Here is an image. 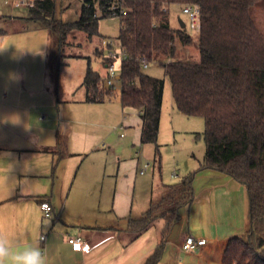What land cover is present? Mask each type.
<instances>
[{
	"label": "crops",
	"instance_id": "obj_1",
	"mask_svg": "<svg viewBox=\"0 0 264 264\" xmlns=\"http://www.w3.org/2000/svg\"><path fill=\"white\" fill-rule=\"evenodd\" d=\"M0 21H6L0 28V61L14 64L16 56L18 65L30 48L22 37L48 30L14 0H0ZM33 58L27 62L32 71L12 74L9 82L18 85L5 89L0 99V232L14 245L39 241L48 264H146L158 251V264H224L228 241L249 230L246 187L226 173L199 170L205 155L186 161L180 174L157 170L156 149L141 141V112L124 108L120 97L90 104L84 90V99L66 104L65 112L58 105L59 114L49 112L48 122H33L31 107L22 106L23 93L54 103L46 57ZM26 79L27 88L20 82ZM164 124L162 106L159 144L168 133ZM172 141L177 151L176 138ZM144 165L152 166L151 175L141 174ZM195 171L194 200L179 210L178 220L159 218L138 231L163 186ZM42 201L51 204L52 219L43 217ZM188 236L206 245L185 252ZM69 237H81L91 250H74Z\"/></svg>",
	"mask_w": 264,
	"mask_h": 264
},
{
	"label": "trees",
	"instance_id": "obj_2",
	"mask_svg": "<svg viewBox=\"0 0 264 264\" xmlns=\"http://www.w3.org/2000/svg\"><path fill=\"white\" fill-rule=\"evenodd\" d=\"M263 1L85 0L80 18L69 23L56 18L55 0H33L30 8L32 19L50 31L61 55L71 35L83 32L91 41L102 18H120L118 39L126 56L119 75L120 101L124 108L141 112V141L156 146L159 166L165 82L146 74L141 58L164 67L179 112L204 119L206 152L199 170L230 175L246 187L249 197L247 236L228 241L224 264H264V32L251 13ZM172 4L200 6L199 61L178 58L177 40L187 47L194 39L185 29L170 26L169 11L164 8ZM99 52L105 68L114 64L115 58ZM106 81L88 64L81 85L85 102L104 103L115 97V87H108ZM195 175L196 171L177 184L164 185L161 196L139 221L138 231L159 218L178 220L179 210L194 200ZM159 261L158 251L146 264Z\"/></svg>",
	"mask_w": 264,
	"mask_h": 264
},
{
	"label": "rangeland",
	"instance_id": "obj_3",
	"mask_svg": "<svg viewBox=\"0 0 264 264\" xmlns=\"http://www.w3.org/2000/svg\"><path fill=\"white\" fill-rule=\"evenodd\" d=\"M84 3L85 0H55L56 18L66 23L77 21L80 18ZM167 10L169 11L170 26L175 30L182 29V21L186 25L184 29L192 35L194 39L193 44L187 47L183 46L180 41L177 40L178 58L183 61H199L201 55L198 46V30L192 29L189 17L182 12L183 6L172 4L167 7ZM251 13L258 28L264 32V1L253 6ZM5 23L6 21H0V28H5ZM9 28L11 29V27ZM120 30L121 23L119 17L102 18L99 21L97 36L90 41L83 32L71 35L64 43L62 55L59 53V47L54 44L53 36L49 30H43L40 34L35 33L34 35L36 36H33L31 39L23 36V44L30 46V48L24 52L25 59L23 64H17L16 56H14V64L10 63V60L0 61V99L5 89H12L13 86L18 85L16 82L14 84L9 82L10 77L13 78L12 74L15 75L18 70H25L29 73V70L32 71L33 67L28 65L27 62H31L34 59L33 57L36 58L35 61L37 62L42 55H45L49 73L50 90L54 98V103H52L50 99L44 102L36 100L37 98H31L28 96V92L25 94L23 93L21 97L24 99V101H22V106H29L33 110L31 112V119L33 122H48L50 120L49 112L56 115L59 114V110L56 106H61L62 110L65 112L64 107L66 104L84 99V89L81 87V84L88 64H90L91 68L102 77H108V70L103 65L102 58L99 56V50L102 51L105 56L111 53L117 55L114 62L115 76L117 77L120 74L121 57L123 53L118 39ZM11 41L12 40H10V42ZM17 42L18 38H14L15 49H17ZM110 43H112V45L109 47L107 44ZM144 72L149 76L163 79L165 82L163 110L165 120L164 127L165 130L168 129V133L165 135V141L162 144H159L158 141L160 145L159 154L161 163L157 170H160V168L161 170L171 169L172 172L180 174V170H183V164H185L186 161H189L188 163H193L195 158L202 159L205 155L204 119L200 117H188L176 109L173 102L172 85L169 78L165 75V69L162 65L157 62H149V67L145 69ZM37 79L38 73H35V80ZM20 82L25 86L29 83L27 79L25 82ZM114 83L116 95L111 99L113 102L119 101L121 91L120 81L114 78ZM171 118L174 120V123L173 120L171 122ZM171 125L174 126L176 133L173 132ZM173 137L176 138L178 142L177 151L173 145ZM148 146L154 147L155 151L156 146L154 144H148ZM153 158L154 156L149 159L147 158V160L153 162ZM145 162L146 161H144L142 165ZM176 162L179 166L176 165ZM143 170L148 171V175H151L152 166L144 165Z\"/></svg>",
	"mask_w": 264,
	"mask_h": 264
},
{
	"label": "built area",
	"instance_id": "obj_4",
	"mask_svg": "<svg viewBox=\"0 0 264 264\" xmlns=\"http://www.w3.org/2000/svg\"><path fill=\"white\" fill-rule=\"evenodd\" d=\"M14 4L18 7H27V8H32L34 6V2L29 1V0H14ZM164 9L167 10V7ZM182 12H183V14H185L189 17L192 29L198 30L199 25H200V16H201L200 6L197 4H187V5L183 6ZM107 45L111 46L112 43L107 44ZM110 56L115 58V59L117 57V55L113 54V53H111ZM125 57L126 56H125V53L123 51L122 57H121V63L125 59ZM170 61H171V59H169V62ZM141 62H142V68L144 70L149 67V62L144 57L141 58ZM107 70H108V77H107V81H106L107 86L108 87H115L114 78H116V76H115L114 64L109 65L107 67ZM144 172L145 171L143 170L141 172V174H144ZM40 208L42 210L43 217L45 219H52L54 217L53 208L48 201H42L40 204ZM41 240L45 241L46 237L43 236ZM68 242L70 243V245H72L73 249L76 251L88 252L92 248L91 244L85 242L81 237H69ZM205 245H206V240H204V239L197 240L192 236H188L184 240V243L182 245V249L185 252H193V251H195V250H197V249H199Z\"/></svg>",
	"mask_w": 264,
	"mask_h": 264
},
{
	"label": "clouds",
	"instance_id": "obj_5",
	"mask_svg": "<svg viewBox=\"0 0 264 264\" xmlns=\"http://www.w3.org/2000/svg\"><path fill=\"white\" fill-rule=\"evenodd\" d=\"M0 264H48V258L41 250L39 241L14 245L0 232Z\"/></svg>",
	"mask_w": 264,
	"mask_h": 264
},
{
	"label": "water",
	"instance_id": "obj_6",
	"mask_svg": "<svg viewBox=\"0 0 264 264\" xmlns=\"http://www.w3.org/2000/svg\"><path fill=\"white\" fill-rule=\"evenodd\" d=\"M181 27H182V29L185 28V24L182 21H181Z\"/></svg>",
	"mask_w": 264,
	"mask_h": 264
}]
</instances>
